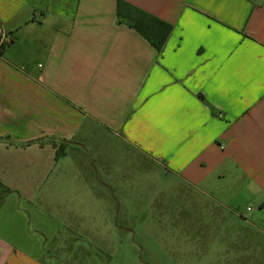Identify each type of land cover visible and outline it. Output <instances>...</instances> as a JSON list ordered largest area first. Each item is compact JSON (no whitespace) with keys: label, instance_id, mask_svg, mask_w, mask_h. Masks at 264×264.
<instances>
[{"label":"crops","instance_id":"0c3cea01","mask_svg":"<svg viewBox=\"0 0 264 264\" xmlns=\"http://www.w3.org/2000/svg\"><path fill=\"white\" fill-rule=\"evenodd\" d=\"M117 1L0 0V264L116 253L107 191L140 184L139 160L231 222L236 186L250 204L239 241L193 264H264V0H121L172 26L160 53Z\"/></svg>","mask_w":264,"mask_h":264},{"label":"rangeland","instance_id":"374dc122","mask_svg":"<svg viewBox=\"0 0 264 264\" xmlns=\"http://www.w3.org/2000/svg\"><path fill=\"white\" fill-rule=\"evenodd\" d=\"M143 161L138 163L139 172H143L138 174L140 184L115 186L113 194L107 191L114 207L115 225L128 228V231H118L120 245L116 253L97 250L94 253L88 247L79 246L67 248L63 242L60 244L62 248L47 249L45 255H56L59 259L67 256L73 264H85L82 258L86 259V253H90L86 264H193L194 259L221 256V252L227 249L228 241H239L241 234L236 232L243 225L239 220L248 216L246 207L250 204L242 199L237 186L230 193L229 201L221 202L236 213L231 222L223 205L213 200L193 201L188 193L178 195L177 185L170 184L169 190H166L167 186L161 182L150 184L152 172H144L147 168L142 169L145 165ZM152 177L158 182L162 175L154 168ZM124 190L130 194L129 198H125ZM28 224L29 233L38 236L32 222ZM226 224L228 229L224 228Z\"/></svg>","mask_w":264,"mask_h":264},{"label":"trees","instance_id":"16d2710c","mask_svg":"<svg viewBox=\"0 0 264 264\" xmlns=\"http://www.w3.org/2000/svg\"><path fill=\"white\" fill-rule=\"evenodd\" d=\"M119 19L126 22L131 28L143 36L160 53L169 38L172 26L151 14L139 10L121 0L117 1ZM3 54V47L0 48ZM64 154V147L57 148L55 159Z\"/></svg>","mask_w":264,"mask_h":264},{"label":"built area","instance_id":"2783aa9c","mask_svg":"<svg viewBox=\"0 0 264 264\" xmlns=\"http://www.w3.org/2000/svg\"><path fill=\"white\" fill-rule=\"evenodd\" d=\"M39 66H41V65H39Z\"/></svg>","mask_w":264,"mask_h":264}]
</instances>
